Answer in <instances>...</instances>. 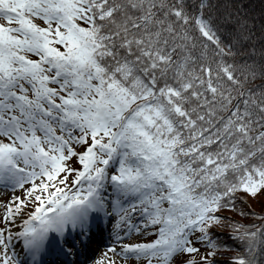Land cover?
Returning <instances> with one entry per match:
<instances>
[{
	"label": "snow or ice",
	"instance_id": "1",
	"mask_svg": "<svg viewBox=\"0 0 264 264\" xmlns=\"http://www.w3.org/2000/svg\"><path fill=\"white\" fill-rule=\"evenodd\" d=\"M0 190V264H264V0H0Z\"/></svg>",
	"mask_w": 264,
	"mask_h": 264
},
{
	"label": "rangeland",
	"instance_id": "2",
	"mask_svg": "<svg viewBox=\"0 0 264 264\" xmlns=\"http://www.w3.org/2000/svg\"><path fill=\"white\" fill-rule=\"evenodd\" d=\"M3 198H6V193L3 190H0V199H3ZM250 204L253 208L258 210L257 212L261 211L262 207H264V202H262L259 199L250 201Z\"/></svg>",
	"mask_w": 264,
	"mask_h": 264
},
{
	"label": "trees",
	"instance_id": "3",
	"mask_svg": "<svg viewBox=\"0 0 264 264\" xmlns=\"http://www.w3.org/2000/svg\"><path fill=\"white\" fill-rule=\"evenodd\" d=\"M250 2L257 8V10H259V3L260 0H250ZM253 208V207H252ZM255 209V208H254ZM256 211H258L257 209H255Z\"/></svg>",
	"mask_w": 264,
	"mask_h": 264
}]
</instances>
